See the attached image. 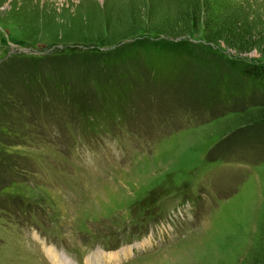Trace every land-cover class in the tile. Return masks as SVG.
Masks as SVG:
<instances>
[{
	"label": "rangeland",
	"instance_id": "obj_1",
	"mask_svg": "<svg viewBox=\"0 0 264 264\" xmlns=\"http://www.w3.org/2000/svg\"><path fill=\"white\" fill-rule=\"evenodd\" d=\"M195 2L0 0V264H252L264 95L218 88L264 63V0L175 19ZM141 37L189 39L197 61L104 62ZM113 107L126 121L89 129Z\"/></svg>",
	"mask_w": 264,
	"mask_h": 264
},
{
	"label": "trees",
	"instance_id": "obj_2",
	"mask_svg": "<svg viewBox=\"0 0 264 264\" xmlns=\"http://www.w3.org/2000/svg\"><path fill=\"white\" fill-rule=\"evenodd\" d=\"M199 3L200 0H196V2L193 4L192 11L186 10L181 13L182 15L175 16V19H182L183 21L185 20L187 22L191 21V23L195 22L196 24L199 23V21L202 20L201 18H204L199 7ZM234 23H237V21ZM185 32L187 31L181 29L179 31V33L183 34ZM132 56L141 59L146 66L153 68L152 75H155V77L157 76L158 72H161L164 77L170 76V78H174L172 75L174 70H177L178 68L181 70L183 68V64L187 62L197 61V55L192 49V43L189 39L167 40L160 38L149 39L146 37H141L129 41V43L122 50L117 52L114 57H107L104 62L106 64L115 65L118 62L124 61V59H132ZM234 68L239 77L246 81V85L240 89H230L229 85L225 84L224 86H220L218 88V92H223V95L226 97V99H230L229 97H231V95L237 96L242 94L247 96L250 91L254 93L261 92L262 95H264V63L247 62L244 64L235 65ZM111 93L113 94L114 92ZM215 95L217 96L219 94L215 93ZM107 109L108 110H106L105 113L110 112V114L108 113L104 116L101 115L103 111L93 113L94 118L87 121L89 129L97 132L99 129L98 126L100 125L103 127H108V122L101 124L100 120L105 118L110 119L112 115H116L119 118H123V121H126L127 116L125 114H120L119 112L113 113L114 110L116 111L115 107L112 109ZM251 263L264 264V238L262 239V242L260 243L256 253L253 254Z\"/></svg>",
	"mask_w": 264,
	"mask_h": 264
},
{
	"label": "bare ground",
	"instance_id": "obj_3",
	"mask_svg": "<svg viewBox=\"0 0 264 264\" xmlns=\"http://www.w3.org/2000/svg\"><path fill=\"white\" fill-rule=\"evenodd\" d=\"M49 252H50V251H49ZM118 255H119V254H118ZM59 258H60V257H58V258L56 257V258H54V260H57V261H58V264H59V263H60V264H63V263H62L63 261H60ZM59 261H60V262H59Z\"/></svg>",
	"mask_w": 264,
	"mask_h": 264
}]
</instances>
